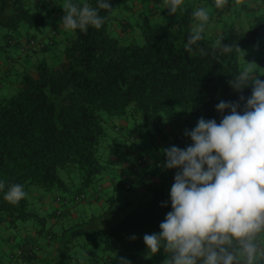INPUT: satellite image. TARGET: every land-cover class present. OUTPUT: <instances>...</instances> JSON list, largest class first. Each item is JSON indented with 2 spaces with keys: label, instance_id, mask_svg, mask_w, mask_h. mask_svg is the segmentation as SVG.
<instances>
[{
  "label": "trees",
  "instance_id": "trees-1",
  "mask_svg": "<svg viewBox=\"0 0 264 264\" xmlns=\"http://www.w3.org/2000/svg\"><path fill=\"white\" fill-rule=\"evenodd\" d=\"M142 1L145 4L135 9L131 0H108L111 9H99V0L76 4L96 8L103 18L102 26L70 29L56 61L49 63L38 57L20 72L13 93L0 95V184L4 185L0 188V239L4 229L30 225L42 234L41 240L51 243L39 259L37 245L21 253L14 249L8 259L16 260L6 264H118L120 258L131 264H156L153 256L144 254L143 237L159 233L160 223L172 211L170 191L164 189L169 179L163 167L165 153L160 163L135 152L124 176H118L123 177L117 179L119 184L93 200L92 213L73 219L67 215L71 224L66 238L45 225L48 218L56 221L60 215L55 205L44 207V197L50 194L48 200L55 203L58 198L59 204L81 203L91 196L89 188L100 191L104 175L115 170L109 168L100 151L114 138L106 132L100 110L110 122L116 118L130 125L131 133L126 135L130 139L140 137L133 121L137 117L144 122L149 119L151 125L144 126V133L152 136L153 130L165 143L170 132L166 134L159 124L174 113L178 103L192 116L215 119L217 124L223 115L230 114V110L217 111L221 101L239 103L238 111L243 114L253 86L236 91L229 81L242 70L236 60L240 49L264 44V0H252L250 6L247 0L238 5L228 0L222 9L215 7L214 0H183L172 15L157 5V14L152 15L149 0ZM30 2L0 0V27L9 31L5 43L12 42L11 32L21 23L38 28L54 11L50 0H40L34 7ZM200 8L209 10V20L202 39L189 51L185 45L192 29L203 23L194 17ZM64 15L60 9L61 21ZM30 39L26 43L29 51H46L48 43H53L42 41L41 46L32 47ZM217 41L233 45L232 51L214 48ZM201 49L206 54L202 55ZM259 60L264 67V57ZM241 96L245 99L240 100ZM112 127L119 133L124 126L113 122ZM171 132L174 141H182L173 129ZM178 141L179 148L192 144L191 140L182 141L183 145ZM145 166L152 170V176L161 178L148 197L136 199L125 184L133 182L139 168ZM74 184L75 191L66 194ZM12 185H21L26 193L15 203L5 199ZM33 185L42 188L33 190L38 193L35 198L30 194ZM106 200L107 207L96 210ZM36 209L45 210L40 213ZM77 234L89 235L91 240L80 243ZM73 243L79 249L72 252Z\"/></svg>",
  "mask_w": 264,
  "mask_h": 264
},
{
  "label": "clouds",
  "instance_id": "clouds-1",
  "mask_svg": "<svg viewBox=\"0 0 264 264\" xmlns=\"http://www.w3.org/2000/svg\"><path fill=\"white\" fill-rule=\"evenodd\" d=\"M214 2L222 9L228 0ZM164 3L172 15L183 0ZM98 7L111 9L108 0H99ZM64 11L61 22L66 29L86 30L89 25L99 29L103 24L97 9L89 5L69 3ZM194 17L203 23L192 29L185 45L189 51L202 39L209 10L200 8ZM214 48L227 53L233 45L217 41ZM229 83L236 91L253 86L243 114L238 111L239 103L221 101L217 111L230 110V114L223 115L219 124L202 117L194 129L185 131L191 146L163 150L167 158L163 167L177 169L170 190L172 211L160 223L159 233L145 234L143 239L151 255L161 248L169 254L164 264H258V258H264V248L256 243L258 235L264 233V80L249 67ZM25 195L21 185H12L5 199L15 203ZM118 264L131 262L120 258Z\"/></svg>",
  "mask_w": 264,
  "mask_h": 264
},
{
  "label": "rangeland",
  "instance_id": "rangeland-1",
  "mask_svg": "<svg viewBox=\"0 0 264 264\" xmlns=\"http://www.w3.org/2000/svg\"><path fill=\"white\" fill-rule=\"evenodd\" d=\"M31 7H34L33 0H30ZM51 4L53 5L54 11H52L48 16L43 20V22L38 26V28L33 27H27L26 24L21 23L16 30L12 31V42L5 43V35L9 33V31L3 27H0V95H9L13 93L16 89L17 82L20 76V72L24 69L30 66V64L37 59L38 57H45L47 61L54 62L56 61L62 52V49L64 47L65 39L70 35V29L64 28L60 16L59 11L60 9H64L67 4H83L85 3V0H50ZM40 10L43 12L45 11V7L41 6ZM240 15V14H239ZM241 18V17H240ZM234 19V17H233ZM17 37V38H16ZM33 38L35 40L40 39L43 42L48 41L50 39L53 41V43H48L49 48L46 51H29V46L26 47L27 39ZM14 40L17 41V43H14ZM126 40V39H124ZM20 44H24V49H20ZM26 47V48H25ZM29 51V53H25V51ZM259 57H264V44H248L245 47L241 48V50L236 55V60L238 62V65L244 69V68H251V70L254 72V75L258 76L261 80H264V67L261 65L262 62L259 60ZM5 70V71H4ZM4 73H3V72ZM104 116V126L106 129V132L110 135V137H113V139H110L108 142H106V145L102 146L101 154L104 157L105 161L107 162L109 168H111L114 165V162L117 164V167L119 166L118 161L119 157L122 156L125 153V150L129 148L130 145H133L135 147V152H138L139 154L146 155L147 158H150L154 161H158L162 163L164 157V149L166 148L168 143H165L166 140H162V138H159V136L152 130V136L151 134H145V128L144 126H149L150 120L146 119L147 121L144 122V120L141 117H137L133 124H135V130L140 134V137L136 136L134 139H127L121 134H114L115 131L111 128V126H107L110 124V120H107V115L103 110L99 111ZM202 117H194L190 114V112L185 109L182 103H178V105L175 107L174 113L166 116L165 118L161 119L160 126L162 127L163 131L169 135L172 133L171 129H173L174 133H177V136L183 137L184 141L191 140L190 137L185 136V131L190 128H195L197 125L198 120ZM122 120V119H121ZM123 121V120H122ZM178 125V126H177ZM189 125V126H188ZM130 127V125H127ZM177 126V128H176ZM182 141H178V143ZM172 146H175V143L172 142ZM183 145V144H182ZM168 147V146H167ZM130 147V151H131ZM133 155V152H132ZM124 160H122L123 162ZM116 167V168H117ZM175 175L169 178L164 182V189L166 191L171 190V186L174 183ZM76 184H74V188ZM30 191V194L35 198L38 193V190H42V188L38 185H33ZM37 189V191H33ZM30 195V196H31ZM29 196V198H30ZM104 198V197H102ZM119 198V197H118ZM121 199V198H119ZM136 199H139L138 197ZM81 201V200H80ZM78 201V202H80ZM82 202V201H81ZM78 204V203H75ZM108 201L106 200L105 203L102 205H99L96 207V210L99 209V207H107ZM77 206V205H76ZM93 204L90 205L92 207ZM40 213L44 212L45 209H36ZM101 211V210H100ZM102 220L104 218H101ZM97 220L98 217H97ZM70 220L67 218V215L62 214L59 216L58 220L53 221L52 219L48 218L46 220V226H50L53 230L56 229V232H62L63 238H66L68 234L70 233ZM25 227V226H24ZM22 226V228H24ZM63 227V229H61ZM77 240H80V243L86 240H91V237L86 234H77ZM259 238V247L264 248V233H261L258 235ZM75 240V239H74ZM86 246V244H85ZM70 248L73 252V250L79 249V246L75 243L70 245ZM163 249V248H162ZM71 250L69 252H71ZM144 254L146 256H149L147 251H144ZM155 262L158 261L160 258L159 252L156 253ZM7 260L2 259L0 264H6ZM242 264V262H241ZM258 264H264V258H258Z\"/></svg>",
  "mask_w": 264,
  "mask_h": 264
},
{
  "label": "crops",
  "instance_id": "crops-1",
  "mask_svg": "<svg viewBox=\"0 0 264 264\" xmlns=\"http://www.w3.org/2000/svg\"><path fill=\"white\" fill-rule=\"evenodd\" d=\"M33 1L39 2L40 0H33ZM247 1L249 2L248 6L254 4L252 0H247ZM194 2H195L194 4H199V2H197V1H194ZM131 3L133 4L134 9L140 8V6L142 4L143 5L145 4L142 0H131ZM233 3L235 4V0H232V4ZM147 5L150 6L152 15L154 13L157 14V12H156L157 8L154 7L155 5L167 8L164 1L162 2V0H149L147 2ZM244 10H245V8H244ZM113 122H117V123L122 124L124 126V127H122V129H120L119 133L117 132V134L121 133V135L123 134L124 137L126 138L127 137L126 135L130 131V127H128L127 124L124 123L120 119L114 118ZM113 122L111 121L109 126H111V128L116 132L117 129H114L112 127ZM188 131H190V129H188ZM130 133H131V131H130ZM114 134H116V133H114ZM173 136H174V134H170L168 136L167 141H169L170 143L167 144L168 147L166 146L165 149L172 147V145H171L172 142L175 143V146H176L178 140L174 141ZM181 138H183V137H181ZM127 139L131 140L130 137ZM182 141H184V139H182ZM130 147L132 149L131 151H130ZM181 149H184V148H181ZM135 150L136 149L133 145H130L129 148H127L125 150V153L119 157V161H118L119 166L117 167V164L114 162V165L112 167L115 170L114 171H112V170L108 171L104 175L103 180L100 182L101 185L99 184L100 185V187H99L100 191L95 192L94 188L88 189V191L90 192V195H91L90 197H88V199L82 200V202L78 203V204L69 203V202L64 203V201H63V203L59 204L57 202L58 198H56L55 203L50 201V199L48 200V198L51 197V195L49 194L46 197H44V200H43L44 207L49 206V205H55L57 211H59L58 215L65 214V215H68L71 219L75 218L76 216H86L87 217L90 213H92V207H90V205L93 204V202H94L93 200L99 199V195L102 192L106 193V192L110 191L113 188V186L118 185L119 183L117 182V179H119V178L123 179V177H121V176H124V173L128 170V167L130 166L129 164L131 163L130 162L131 156H133L132 152L134 154ZM127 156L128 157L130 156V158L126 159ZM122 160H124V161L122 162ZM165 169H166L165 172H167L169 178L174 176L177 172V169H167V168H165ZM151 173H153V172L148 166L139 168L138 174H136L134 176L133 182H130L129 184H125V185H128V187L131 189L130 192L133 193V195L135 197H138L139 199H141V198L143 199V198L148 197L152 193L153 184H155V181H157V180L159 181L161 177L158 178L156 176H152ZM120 174H122V175L118 178V176ZM73 191H75V188L70 187V190H68V192L66 194H72ZM121 191H122V194H127V192H125L124 190H121ZM66 194H64V195H66ZM100 203H101V200H100ZM41 235H42L41 233L35 232L34 227H31L30 225H28L24 228H22V226H19L17 228L12 227V228H7L6 230L4 229L2 234H1V239H0V258H1V260L5 259V258L8 259V254L11 251H13L15 248L21 247V246H27L30 243L35 245V248L37 245L36 255L38 256V259L41 258L42 256L46 255V251H47V249H49L51 243L47 242L46 240H41ZM145 250L147 251L149 256H153L156 258L157 255L156 254L151 255L149 253L147 246H146ZM159 254H160V258L158 259L156 264H164L165 260L169 259V254L162 248L160 249ZM8 260H11V262H14L16 259L13 258V259H8Z\"/></svg>",
  "mask_w": 264,
  "mask_h": 264
},
{
  "label": "built area",
  "instance_id": "built-area-1",
  "mask_svg": "<svg viewBox=\"0 0 264 264\" xmlns=\"http://www.w3.org/2000/svg\"><path fill=\"white\" fill-rule=\"evenodd\" d=\"M28 44H30V46H35V47H37V46H41L42 45V41H38V40H33V39H30L29 41H28ZM25 251H27V250H25ZM16 252H22L21 251V249L20 248H18L17 250H16Z\"/></svg>",
  "mask_w": 264,
  "mask_h": 264
}]
</instances>
